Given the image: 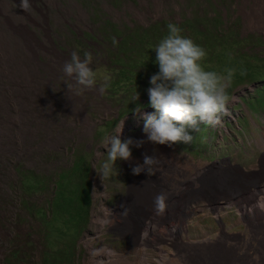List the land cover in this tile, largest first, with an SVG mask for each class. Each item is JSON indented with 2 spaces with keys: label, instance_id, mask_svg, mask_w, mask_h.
Wrapping results in <instances>:
<instances>
[{
  "label": "rangeland",
  "instance_id": "374dc122",
  "mask_svg": "<svg viewBox=\"0 0 264 264\" xmlns=\"http://www.w3.org/2000/svg\"><path fill=\"white\" fill-rule=\"evenodd\" d=\"M19 2L0 0V264H264V215L240 211L258 201L245 185L264 190L262 0ZM169 23L206 50V71L235 70L219 122L186 128L187 144L143 131ZM73 51L91 53L97 87L110 77L104 95L64 75ZM121 123L122 140L143 143L103 176ZM145 155L158 162L134 175ZM218 176L236 190L208 201Z\"/></svg>",
  "mask_w": 264,
  "mask_h": 264
},
{
  "label": "clouds",
  "instance_id": "9594fccd",
  "mask_svg": "<svg viewBox=\"0 0 264 264\" xmlns=\"http://www.w3.org/2000/svg\"><path fill=\"white\" fill-rule=\"evenodd\" d=\"M29 0H20L18 7L22 11L30 8ZM168 34L153 48L158 72L149 79L147 89L149 105L156 110L155 114L143 116V131L150 142L156 144L190 143L186 128L196 129L199 123L216 124L218 115L222 113L229 100L227 94L228 82L235 70H228L227 75L215 71H206L201 61L206 57V50L196 44L191 38L183 36L182 29L173 23L167 25ZM117 41L113 38V44ZM91 53L86 52L81 59L78 52L73 51L70 58L62 66L64 75L79 87L80 91L95 90L104 95L110 77L103 76L104 83L97 87V72L90 66ZM243 74V72L241 73ZM138 94L136 93L135 100ZM140 110V106L136 111ZM122 123L116 135L106 137L103 147L106 149V159L101 166L103 176L113 172L118 174L117 160L128 161L132 158V146L140 147L143 141L121 139ZM158 162L155 156L145 155L142 164L132 168V173L138 175ZM147 166V167H146ZM167 194L158 193L154 198L158 214L166 209Z\"/></svg>",
  "mask_w": 264,
  "mask_h": 264
},
{
  "label": "bare ground",
  "instance_id": "6f19581e",
  "mask_svg": "<svg viewBox=\"0 0 264 264\" xmlns=\"http://www.w3.org/2000/svg\"><path fill=\"white\" fill-rule=\"evenodd\" d=\"M262 7L264 8V0H262ZM234 168H238L241 169V167H239L238 165H233ZM246 174H255L254 171H250V172H244ZM208 181V180H207ZM210 181H214L213 182V189L215 190V193H213V195L210 198H207L208 201H216L218 199H224L226 200V196H229L231 194H233L232 192H234L235 189V185L231 184L230 182L232 181V179L226 177H215L213 180ZM263 181L262 178H258L255 177V180L251 183H248L247 185H245L246 187L248 186H254L256 190H258L255 194H252L253 197L257 196L256 199L258 201H255L253 204L250 205V208L247 209V207H240V211L242 213V215H246L248 216L249 214H252L254 211H257L258 213H260L261 215H264V197L262 194H264V190H259L260 187V182ZM210 185V184H209ZM226 195V196H224ZM229 203V202H227ZM147 226V225H146ZM147 228V227H146ZM147 230V229H145ZM147 232V231H145Z\"/></svg>",
  "mask_w": 264,
  "mask_h": 264
},
{
  "label": "trees",
  "instance_id": "16d2710c",
  "mask_svg": "<svg viewBox=\"0 0 264 264\" xmlns=\"http://www.w3.org/2000/svg\"><path fill=\"white\" fill-rule=\"evenodd\" d=\"M78 208V210H81V207H77Z\"/></svg>",
  "mask_w": 264,
  "mask_h": 264
}]
</instances>
